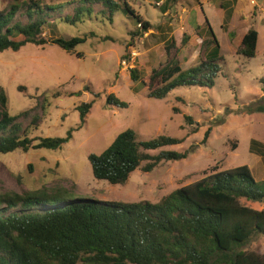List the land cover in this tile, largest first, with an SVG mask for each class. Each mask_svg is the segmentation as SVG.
I'll return each mask as SVG.
<instances>
[{
	"label": "rangeland",
	"instance_id": "1",
	"mask_svg": "<svg viewBox=\"0 0 264 264\" xmlns=\"http://www.w3.org/2000/svg\"><path fill=\"white\" fill-rule=\"evenodd\" d=\"M13 1L0 0V10ZM56 1L61 0H50ZM128 1L151 23L148 31L120 11L113 22L100 16L43 27L42 36H86L73 51L55 44L27 43L18 51L0 52V86L7 92L10 114L30 110L24 126L38 114L41 121L32 136L65 137L73 130L71 138L56 150L0 153V193L48 188L52 201L157 202L176 188L201 179L215 166L228 170L248 165L257 180H264V158L259 153L264 145V112L253 109L264 105V0H240L225 28V10L219 6L223 0ZM205 17L221 46V70L215 85L181 86L165 98L151 96L160 83L151 76L168 61L169 41H174L171 56L182 70L200 63L202 38L198 32L206 34ZM250 27L259 32L258 52L251 59L236 54ZM184 34L189 36L187 42ZM134 67L146 85L130 78ZM111 93L127 106L109 104ZM91 101L92 107L82 119L78 107ZM126 129L134 130L140 141L159 135L182 138V143L150 153L190 149L189 156L162 161L151 171L137 168L123 184L96 179L89 154L101 153ZM241 202L264 210V201ZM241 248L264 254V236L255 235Z\"/></svg>",
	"mask_w": 264,
	"mask_h": 264
},
{
	"label": "trees",
	"instance_id": "2",
	"mask_svg": "<svg viewBox=\"0 0 264 264\" xmlns=\"http://www.w3.org/2000/svg\"><path fill=\"white\" fill-rule=\"evenodd\" d=\"M236 2H220L225 10L224 28ZM120 11L133 17L140 29H150L151 23L143 20L128 0H14L9 8L0 10V52L18 51L27 43L55 44L73 51L86 36H42L43 27L56 21L76 24L100 16L113 22ZM204 24L206 34L198 32L202 38L200 63L182 70L171 56L174 41H169L168 61L154 69L151 76L160 82L151 96L165 98L181 86L215 85L221 70V46L207 17ZM188 39L184 34L183 41ZM258 40L259 32L250 27L236 54L256 57ZM130 78L146 85L135 67L130 70ZM107 101L127 106L112 93ZM92 104L93 101L86 102L78 107L82 119ZM253 109L264 112V105ZM29 112L11 115L7 92L0 86V153L56 150L71 138L73 130L65 137L32 136L41 117L33 115L24 126L23 119H28ZM209 133L210 129L205 138ZM182 142V138L169 135L140 141L134 130L126 129L101 153H90L89 161L96 179L123 184L137 168L151 171L162 161L188 157L190 149L150 153ZM262 146L259 153L264 158ZM48 191L42 188L0 193V264H264V254L241 248L255 235L264 236V210L241 202L264 201V180H257L248 165L228 170L215 166L201 179L176 188L157 202L91 198L52 201Z\"/></svg>",
	"mask_w": 264,
	"mask_h": 264
},
{
	"label": "crops",
	"instance_id": "3",
	"mask_svg": "<svg viewBox=\"0 0 264 264\" xmlns=\"http://www.w3.org/2000/svg\"><path fill=\"white\" fill-rule=\"evenodd\" d=\"M239 1L240 0H237V2L235 3V5H234V12L233 13H235V11H236V5L239 3ZM253 1V0H252ZM254 2V1H253ZM249 29V28H248ZM258 46H259V40H258Z\"/></svg>",
	"mask_w": 264,
	"mask_h": 264
},
{
	"label": "built area",
	"instance_id": "4",
	"mask_svg": "<svg viewBox=\"0 0 264 264\" xmlns=\"http://www.w3.org/2000/svg\"><path fill=\"white\" fill-rule=\"evenodd\" d=\"M124 63H125V60H124Z\"/></svg>",
	"mask_w": 264,
	"mask_h": 264
}]
</instances>
